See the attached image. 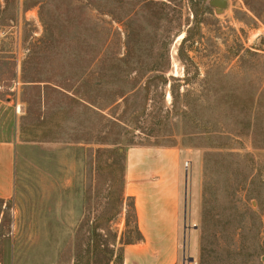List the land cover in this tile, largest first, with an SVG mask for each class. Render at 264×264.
Here are the masks:
<instances>
[{
  "label": "rangeland",
  "instance_id": "374dc122",
  "mask_svg": "<svg viewBox=\"0 0 264 264\" xmlns=\"http://www.w3.org/2000/svg\"><path fill=\"white\" fill-rule=\"evenodd\" d=\"M223 1L0 0V264H121L133 145L180 149L179 262L264 264V0Z\"/></svg>",
  "mask_w": 264,
  "mask_h": 264
},
{
  "label": "crops",
  "instance_id": "0c3cea01",
  "mask_svg": "<svg viewBox=\"0 0 264 264\" xmlns=\"http://www.w3.org/2000/svg\"><path fill=\"white\" fill-rule=\"evenodd\" d=\"M15 155L14 139L0 138V201L9 200L14 193ZM181 172L177 146L126 148L122 198L123 203L127 198L132 201L135 237L123 241L117 236L109 244L111 249L120 248L121 264H182L179 262ZM91 237L87 238L89 251L95 250ZM72 240L73 251L78 252L79 236L73 234ZM112 254L114 259L115 251Z\"/></svg>",
  "mask_w": 264,
  "mask_h": 264
},
{
  "label": "water",
  "instance_id": "95a60500",
  "mask_svg": "<svg viewBox=\"0 0 264 264\" xmlns=\"http://www.w3.org/2000/svg\"><path fill=\"white\" fill-rule=\"evenodd\" d=\"M220 4H224L223 0H217Z\"/></svg>",
  "mask_w": 264,
  "mask_h": 264
}]
</instances>
